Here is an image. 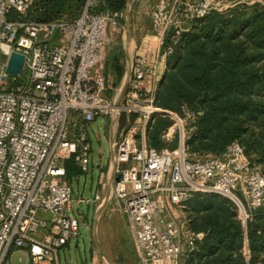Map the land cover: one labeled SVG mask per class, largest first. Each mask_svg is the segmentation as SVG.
<instances>
[{
	"label": "built area",
	"instance_id": "built-area-1",
	"mask_svg": "<svg viewBox=\"0 0 264 264\" xmlns=\"http://www.w3.org/2000/svg\"><path fill=\"white\" fill-rule=\"evenodd\" d=\"M52 1L0 0V45L9 47L7 62L12 53L24 57L17 77L7 72V62L0 63V264H10L18 251L28 256L27 264H59V251L78 240L64 163L73 159L82 172L89 171L87 127L98 118L112 126L109 201L127 218L140 264H183L195 251L199 234L189 229L184 213L196 194L232 201L246 232L247 224L264 214L260 166L238 142L218 155L192 153L187 141L196 115L155 105L168 60L193 22L242 3L174 0L169 9L159 6L153 14L155 37L131 56L119 104L121 92L112 96L117 89L103 70L126 11L105 9L106 0H85L75 19L44 20ZM155 115L170 119L161 139L173 148L148 145ZM131 116L137 118L130 122ZM101 201L96 193L93 204ZM247 250L245 241L246 256Z\"/></svg>",
	"mask_w": 264,
	"mask_h": 264
},
{
	"label": "trees",
	"instance_id": "trees-1",
	"mask_svg": "<svg viewBox=\"0 0 264 264\" xmlns=\"http://www.w3.org/2000/svg\"><path fill=\"white\" fill-rule=\"evenodd\" d=\"M127 3L106 0L105 9L125 12ZM84 4L85 0H53L41 17L75 19ZM121 59L117 47L105 62L113 87L125 73ZM155 105L180 116L183 109L196 115L194 132L187 141L192 153L218 155L238 142L249 158L264 166V5L242 3L194 21L181 48L168 60ZM170 125L168 117L155 115L147 135L151 148L174 147L161 139ZM64 167L68 180L81 172L73 159ZM185 210L189 229L204 236L183 264H264L263 213L247 224L245 232L227 198L196 194Z\"/></svg>",
	"mask_w": 264,
	"mask_h": 264
},
{
	"label": "rangeland",
	"instance_id": "rangeland-1",
	"mask_svg": "<svg viewBox=\"0 0 264 264\" xmlns=\"http://www.w3.org/2000/svg\"><path fill=\"white\" fill-rule=\"evenodd\" d=\"M161 1H164V3L162 4ZM173 1L131 0L128 6L130 17L129 19L125 17L122 30L114 36L109 49V55L117 47L121 49L123 57L121 60L125 66L124 76L131 56L138 52L139 47L145 40L155 37L153 28L154 11L159 6L165 5V8L169 9ZM235 2H252V4L259 2L264 5V0H235ZM128 22L131 31L129 39L127 37ZM105 64L103 72L106 74L105 69L107 67ZM123 78L118 86H114L117 91H112V96L119 91L121 92ZM26 79L27 70L25 69L21 80L25 81ZM125 118H121L120 128H123L126 124ZM136 118V116H131L129 120L133 122ZM111 129V123L105 118H98L87 127V137L91 146L89 171L85 173L79 168L81 172L69 180L72 190L71 216L78 220L81 234L78 237V247H74L76 242V239H74L69 246L63 247L59 251V264H140L133 242L126 233L125 224L120 219V212L116 210L113 201L110 200L106 210L99 214H96V212L99 211L97 208L99 209L100 202L95 204L92 202L96 193L104 201L111 192V176L109 174V171H111L112 150V147H110ZM257 165L264 172V166ZM80 200L83 201L79 203ZM184 214L186 215V210ZM175 219L180 220V216L176 213ZM97 246L100 247L104 255L100 254ZM27 262L28 256L23 251H18L9 258L10 264H27Z\"/></svg>",
	"mask_w": 264,
	"mask_h": 264
},
{
	"label": "water",
	"instance_id": "water-1",
	"mask_svg": "<svg viewBox=\"0 0 264 264\" xmlns=\"http://www.w3.org/2000/svg\"><path fill=\"white\" fill-rule=\"evenodd\" d=\"M131 0H128L127 3V9H126V17L129 19L130 15H129V10H128V6L130 4ZM127 32H128V39L130 38L131 35V31H130V24L129 22L127 23ZM8 53H9V47L5 46V45H0V63L5 64L7 62V58H8ZM129 64V62H128ZM24 65V57L22 55H19L17 53H12L10 58L8 59L7 62V72L12 75V76H19L22 72V68ZM167 72V69L165 70V72L162 75V81L165 77V74ZM127 91V83L124 84V86L122 87L120 96H119V104L123 101L124 96L126 94ZM138 137V136H137ZM111 155H112V150H111ZM120 178V175L117 176V179ZM109 203V194L106 197V200L103 204V206L99 209V211H101L102 209H104L106 207V205ZM203 234H199L198 235V239L201 240L203 238ZM74 247H78V240H76ZM99 251L101 252V249L99 246H97ZM110 263V261H109Z\"/></svg>",
	"mask_w": 264,
	"mask_h": 264
},
{
	"label": "crops",
	"instance_id": "crops-1",
	"mask_svg": "<svg viewBox=\"0 0 264 264\" xmlns=\"http://www.w3.org/2000/svg\"><path fill=\"white\" fill-rule=\"evenodd\" d=\"M165 72V71H164ZM143 87H145L146 89H148L149 88V85L145 82L144 84H143ZM110 147H111V134H110ZM106 200V199H105ZM105 200L103 201H101L100 202V206H99V209L103 206V204H104V202H105ZM108 205V204H107ZM106 205V206H107ZM108 207V206H107ZM107 207H105L104 209H102L101 211H98V212H96V214L98 213H100V212H104L105 210H106V208ZM98 208H97V210H99ZM104 210V211H103ZM114 211V210H113ZM101 213V214H102ZM120 219H122L123 220V222H124V224H125V230H126V233H127V235L128 236H130V238H131V240H132V242H133V246H134V248H135V251H136V255H137V259H138V261H139V257H138V253H137V249H136V246H135V242H134V238H133V236L131 235V233L129 232V230H128V223H127V218H126V216L124 215V214H122V213H120ZM118 216V217H119ZM99 250V249H98ZM100 252V251H99ZM100 254L101 255H104V253L102 252V250H101V252H100ZM140 263V262H139Z\"/></svg>",
	"mask_w": 264,
	"mask_h": 264
}]
</instances>
